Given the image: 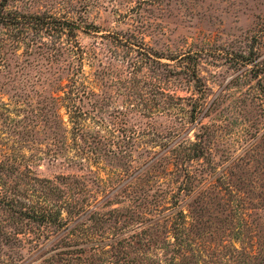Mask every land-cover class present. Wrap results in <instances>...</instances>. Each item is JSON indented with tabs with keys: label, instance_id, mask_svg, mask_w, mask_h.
Listing matches in <instances>:
<instances>
[{
	"label": "rangeland",
	"instance_id": "1",
	"mask_svg": "<svg viewBox=\"0 0 264 264\" xmlns=\"http://www.w3.org/2000/svg\"><path fill=\"white\" fill-rule=\"evenodd\" d=\"M3 8L79 28L0 24V264H264V0Z\"/></svg>",
	"mask_w": 264,
	"mask_h": 264
},
{
	"label": "trees",
	"instance_id": "2",
	"mask_svg": "<svg viewBox=\"0 0 264 264\" xmlns=\"http://www.w3.org/2000/svg\"><path fill=\"white\" fill-rule=\"evenodd\" d=\"M5 1L6 0L0 1V24L1 25L10 26V27L13 26L15 30L18 29L19 31L26 30L28 27L34 30H43V29L51 30V31L60 30L62 32L64 31L65 33H67L69 37L73 38L76 36V30L79 28V26L72 20H64V19L61 20V19L49 16L46 14H22V13H17L13 11H4L3 7L5 6ZM3 165H4V162L0 163L1 168ZM20 205H22L21 201L10 199V198L7 199L5 198L4 195L1 196L0 194V208L6 209L10 215V218L12 217L14 221L16 220L19 222H21L22 220L29 221V222L36 221L39 223H55V225L57 226L61 225V223L59 222L58 210L56 211L54 215H51V212H48L44 209L36 210L32 206H30L28 209H24ZM14 221H12L9 224L8 227L11 228L9 231H6L4 229L5 225L0 226V233L6 237L7 241L11 240L12 236L17 235V233L22 232L21 223H20V226L18 227L11 226L12 224L16 225V222ZM66 244H67L66 240L64 238H60L59 241L54 244V246H56V248L59 249L61 246L66 245ZM66 252H68V250L60 249V250H57V252H55L53 255H56V254L62 255V254H65ZM76 259H79V256L76 257ZM67 260L70 261L69 258H67ZM67 260L65 262H68ZM52 262L56 264L54 260ZM122 264H125V262H122Z\"/></svg>",
	"mask_w": 264,
	"mask_h": 264
}]
</instances>
